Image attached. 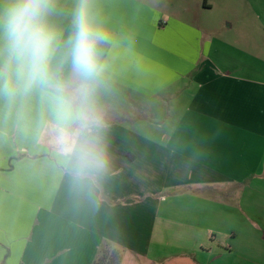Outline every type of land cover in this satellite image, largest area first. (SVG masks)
<instances>
[{"label": "crops", "instance_id": "1", "mask_svg": "<svg viewBox=\"0 0 264 264\" xmlns=\"http://www.w3.org/2000/svg\"><path fill=\"white\" fill-rule=\"evenodd\" d=\"M76 3L57 0L64 37ZM218 6L90 0L110 34L108 164L87 185L52 143L45 92L0 96V264H93L108 243L121 264H264V0L242 1L241 39Z\"/></svg>", "mask_w": 264, "mask_h": 264}, {"label": "clouds", "instance_id": "2", "mask_svg": "<svg viewBox=\"0 0 264 264\" xmlns=\"http://www.w3.org/2000/svg\"><path fill=\"white\" fill-rule=\"evenodd\" d=\"M56 11L57 0H0V96L45 92L52 143L73 181L87 185L102 176L108 164L96 86L104 71L100 46L110 34L96 23L90 0H77L66 37L52 22ZM61 45L67 80L53 70Z\"/></svg>", "mask_w": 264, "mask_h": 264}, {"label": "rangeland", "instance_id": "3", "mask_svg": "<svg viewBox=\"0 0 264 264\" xmlns=\"http://www.w3.org/2000/svg\"><path fill=\"white\" fill-rule=\"evenodd\" d=\"M242 1L243 0H218L219 2V6L217 7L216 9V12L219 13V17H222L223 15L227 16V17H230L235 25V31H236V34H235V38L238 37V39H241V20L237 18V15L241 12V9H242ZM252 12L253 9H252ZM256 37H258L259 35L258 34H255ZM261 37L263 38L264 40V30L261 31ZM236 41H238L236 39ZM138 113V112H136ZM109 118L110 120H115L116 117L114 115H109Z\"/></svg>", "mask_w": 264, "mask_h": 264}, {"label": "trees", "instance_id": "4", "mask_svg": "<svg viewBox=\"0 0 264 264\" xmlns=\"http://www.w3.org/2000/svg\"><path fill=\"white\" fill-rule=\"evenodd\" d=\"M122 257V251L108 243L93 264H121Z\"/></svg>", "mask_w": 264, "mask_h": 264}]
</instances>
